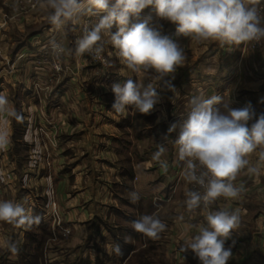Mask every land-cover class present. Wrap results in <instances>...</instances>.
<instances>
[{"label": "crops", "instance_id": "1", "mask_svg": "<svg viewBox=\"0 0 264 264\" xmlns=\"http://www.w3.org/2000/svg\"><path fill=\"white\" fill-rule=\"evenodd\" d=\"M4 1L0 0V92L22 119L5 116L6 122L0 121V134L8 141L0 149V201H27L40 222L26 230L0 221V264H126L147 246L165 247L172 259L178 256L180 242L206 225L207 212L221 209L240 215L239 227L225 242L232 252L228 264H264V162L259 149L248 157L258 174L245 169L234 182L243 185L237 199L221 197L210 208L201 205L190 212L185 167L174 143L179 128L168 134L173 123L187 118L193 96L218 94L233 108H239L240 101L264 106V40L250 49L247 43L230 48L177 37L176 25L158 20L154 8L144 9L141 19L150 16L162 25V34L177 40L186 59L172 81L176 91H161L150 114L131 107L119 114L112 109L110 85L139 80L140 75L121 63L104 33L107 67L75 54L84 21L90 19L94 25L98 17L81 15L59 29L50 23L19 39L17 30L44 17L43 0L38 13L17 18L4 9ZM116 30L114 26L111 31ZM55 38L64 48L65 70L48 88V73L35 60L37 51ZM159 146L165 148L160 159L167 162L166 170L153 160ZM179 188L183 192L177 199ZM133 191L140 197L136 203L129 198ZM144 214H155L166 224L158 239L131 227ZM39 229L47 233L41 235ZM56 231L58 236L53 235ZM63 231L71 232L68 239L62 240ZM10 244L17 247L15 254L8 250ZM110 244H118L120 254H110ZM38 245L42 250L30 252ZM26 246L30 250L24 255ZM185 256L198 261L190 250Z\"/></svg>", "mask_w": 264, "mask_h": 264}, {"label": "clouds", "instance_id": "2", "mask_svg": "<svg viewBox=\"0 0 264 264\" xmlns=\"http://www.w3.org/2000/svg\"><path fill=\"white\" fill-rule=\"evenodd\" d=\"M260 4L261 0H43L41 7L50 10L48 20L57 29L81 15L98 17L76 39L75 54L88 53L99 59L104 51L102 33L107 34L121 63L140 75L139 80L128 78L110 85L115 97L112 109L122 114L131 107L148 115L160 102L161 91H176L172 81L186 56L177 40L162 34V25L153 23L150 16L141 19L144 9L152 7L158 20L176 25L177 37L216 41L232 48L264 39ZM114 26L117 30L112 32ZM50 46L57 56L63 54L64 48L55 40L50 41ZM5 116L22 119L0 92V121H5ZM177 128L174 143L178 159L184 163L185 180L203 189L185 193L190 212L201 205L210 208L221 197L237 199L243 191V185L234 183L240 173L245 169L249 174L259 172L258 167L250 166L248 157L259 149V160L264 162V112L257 114L250 104L233 108L223 103L218 94L208 98L193 96L187 118L180 124L173 123L168 134ZM7 142L6 136L0 134V149ZM164 152L165 148L159 146L153 160L166 170L167 162L160 159ZM129 198L136 203L140 197L133 191ZM26 205L27 201H0V221L26 230L39 224L40 217L33 215L32 208ZM205 220L206 225L201 224L197 233L183 242L181 252L190 250L200 264H228L232 252L225 248V242L239 227V213L208 211ZM131 227L152 239H158L166 230V224L155 214L140 216ZM107 247L110 254H120L118 244ZM8 250L13 254L18 251L15 244H10Z\"/></svg>", "mask_w": 264, "mask_h": 264}, {"label": "rangeland", "instance_id": "3", "mask_svg": "<svg viewBox=\"0 0 264 264\" xmlns=\"http://www.w3.org/2000/svg\"><path fill=\"white\" fill-rule=\"evenodd\" d=\"M41 2H42V0H5L4 1V9L9 11V14L11 17L17 18V17H20L21 15L26 14L27 12H33L34 11L33 13H36V12L38 13L40 11L39 5L41 4ZM49 11L50 10L45 11L46 13L44 14V17L42 19H40L39 21H36L34 23H30V24L25 25L24 27H22L23 31L17 30V32L14 33V35L17 36L19 39H24V38H26L28 32L42 30L43 28L47 27V25L50 24V22L48 20ZM41 14H43V13H41ZM68 22L69 21L65 22V24L67 25ZM47 43H45L44 45H46ZM37 53H38V51H37ZM38 83L39 82L36 83V86ZM50 86H51V84H49L47 87H50ZM38 88H40V87H38ZM18 126L19 127L21 126L20 121H18ZM21 151H23V153H24L23 147H21ZM179 190H180V192H179V195L177 196V199L180 198V196H181L180 194H181V192H183V189L181 190V188H179ZM186 190L189 191V182L187 183ZM38 232L41 235L42 234L44 235L47 233V232H45V230H42V229H39ZM70 234H71V232L68 233V231H66V232L63 231V233L61 234L62 235L61 238H63L62 240L68 239ZM53 235L58 236V232L56 231V234H53ZM180 236H181V234H180ZM31 239L32 238H30L28 240L29 243H30ZM58 239H60V238H58ZM183 241H185V239ZM183 241L180 242L181 245L183 244L182 243ZM180 248H179V250H180ZM26 249L30 250V248L28 246L23 247L24 255L26 254ZM32 250L39 252L40 250H42V245H38L37 248L36 247L33 248L31 246L30 252ZM185 254L187 255V252L182 253L180 250L178 253V256L176 258L173 257L171 259L167 255L165 247L164 248L163 247L158 248V247H153V246H147V247L141 248L139 251L135 252L133 254V257L126 264H200V262H198V261H196V262L191 261L190 262L188 260V258H186Z\"/></svg>", "mask_w": 264, "mask_h": 264}, {"label": "built area", "instance_id": "4", "mask_svg": "<svg viewBox=\"0 0 264 264\" xmlns=\"http://www.w3.org/2000/svg\"><path fill=\"white\" fill-rule=\"evenodd\" d=\"M259 7L261 9V16L264 17V2L263 1H261V4L259 5ZM91 26H92L91 20L86 19L81 28L82 34H83V29L85 27H91ZM262 26H264V23H262ZM54 40L63 47L61 40L59 38H55ZM263 40L264 39L260 40L259 42H256V41L247 42V47L250 49H257L262 45ZM85 56L87 60L91 63H99L106 67L109 65V56H108L105 46H104V51L101 54V57L99 59H93L92 55L88 53H85ZM35 63L37 67H39L43 71L45 70L48 73L47 81L45 82L46 86H48L49 84H57L58 80L60 79L61 74L65 70L63 54L57 56L55 53H53L50 43H47L46 45L40 48V50L37 53V59L35 60ZM107 76H109V74ZM37 86L42 87L40 82L37 84ZM249 104L253 107V109L255 110L257 114L264 112V106L261 103L255 102V101H240L239 108L244 107ZM190 190L203 191V189H201L195 183H189V191Z\"/></svg>", "mask_w": 264, "mask_h": 264}]
</instances>
